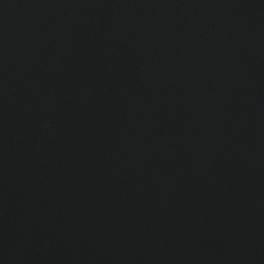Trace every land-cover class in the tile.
Masks as SVG:
<instances>
[{"label": "water", "instance_id": "water-1", "mask_svg": "<svg viewBox=\"0 0 264 264\" xmlns=\"http://www.w3.org/2000/svg\"><path fill=\"white\" fill-rule=\"evenodd\" d=\"M0 264H264V0H0Z\"/></svg>", "mask_w": 264, "mask_h": 264}]
</instances>
